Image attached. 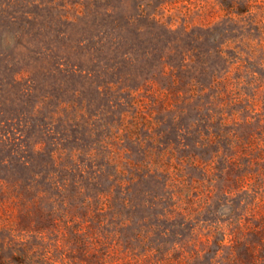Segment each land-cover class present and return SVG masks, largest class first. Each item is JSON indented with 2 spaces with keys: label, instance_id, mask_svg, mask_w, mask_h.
Returning a JSON list of instances; mask_svg holds the SVG:
<instances>
[{
  "label": "rangeland",
  "instance_id": "rangeland-1",
  "mask_svg": "<svg viewBox=\"0 0 264 264\" xmlns=\"http://www.w3.org/2000/svg\"><path fill=\"white\" fill-rule=\"evenodd\" d=\"M0 264H264V0H0Z\"/></svg>",
  "mask_w": 264,
  "mask_h": 264
}]
</instances>
